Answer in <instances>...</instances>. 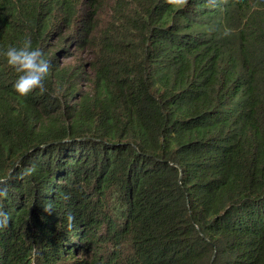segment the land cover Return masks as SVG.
<instances>
[{"label":"trees","instance_id":"16d2710c","mask_svg":"<svg viewBox=\"0 0 264 264\" xmlns=\"http://www.w3.org/2000/svg\"><path fill=\"white\" fill-rule=\"evenodd\" d=\"M25 37L51 71L21 98ZM10 172L0 264H264V0H0Z\"/></svg>","mask_w":264,"mask_h":264},{"label":"clouds","instance_id":"9594fccd","mask_svg":"<svg viewBox=\"0 0 264 264\" xmlns=\"http://www.w3.org/2000/svg\"><path fill=\"white\" fill-rule=\"evenodd\" d=\"M165 3L181 10L188 5V0H165ZM208 7H215L217 0H206ZM231 29L225 28L222 35H231ZM7 65L17 73V79L13 84V89L18 97H27L30 93L38 91L40 95L48 93L49 90L45 85V80L51 71V64L45 58L43 51L38 47H33L30 37H25L20 43V46H10L3 53ZM20 167L19 162L13 166ZM30 174L29 169H23L18 177L22 179L24 175ZM13 179L11 172L4 177H0V201L6 199L8 196V182ZM65 199H68L66 196ZM43 211L47 214H52L54 207L51 203H45ZM75 217L69 214L66 217L65 228L71 231L74 227ZM10 217L7 212L0 207V229L8 227Z\"/></svg>","mask_w":264,"mask_h":264}]
</instances>
